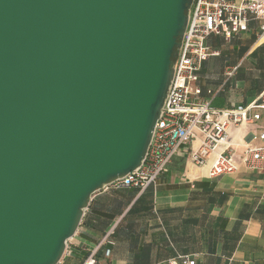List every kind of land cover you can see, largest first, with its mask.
Segmentation results:
<instances>
[{
  "label": "water",
  "instance_id": "water-1",
  "mask_svg": "<svg viewBox=\"0 0 264 264\" xmlns=\"http://www.w3.org/2000/svg\"><path fill=\"white\" fill-rule=\"evenodd\" d=\"M193 0H0V264H60L145 159Z\"/></svg>",
  "mask_w": 264,
  "mask_h": 264
},
{
  "label": "crops",
  "instance_id": "crops-1",
  "mask_svg": "<svg viewBox=\"0 0 264 264\" xmlns=\"http://www.w3.org/2000/svg\"><path fill=\"white\" fill-rule=\"evenodd\" d=\"M207 45L217 55L199 71L200 103L233 109L264 93V40L257 42L255 27L229 41L211 36ZM258 113L257 122L229 131L231 144L264 131V111ZM166 169L144 191L92 195L60 264H82L93 253L95 264H168L181 256L197 264H264V172L241 167L207 179L206 168L192 167L186 153Z\"/></svg>",
  "mask_w": 264,
  "mask_h": 264
},
{
  "label": "built area",
  "instance_id": "built-area-1",
  "mask_svg": "<svg viewBox=\"0 0 264 264\" xmlns=\"http://www.w3.org/2000/svg\"><path fill=\"white\" fill-rule=\"evenodd\" d=\"M187 21L173 60L172 82L154 124L145 159L134 172L112 182L106 189L144 191L155 185L172 159L181 153L188 154L192 167L206 168L207 179L235 174L241 167L249 172H264V131L251 134L248 142L238 145L231 144L228 137L231 129L260 119L258 112L264 111V93L250 104L233 109L217 110L211 107L210 101H198L199 71L205 60L217 55L207 45L208 38L220 36L229 41L253 26L257 42L263 41L264 0H193ZM193 142L197 146L192 149ZM237 147L241 148L239 154ZM93 256L94 253L89 255L83 264H95ZM168 264L197 263L181 256Z\"/></svg>",
  "mask_w": 264,
  "mask_h": 264
},
{
  "label": "trees",
  "instance_id": "trees-1",
  "mask_svg": "<svg viewBox=\"0 0 264 264\" xmlns=\"http://www.w3.org/2000/svg\"><path fill=\"white\" fill-rule=\"evenodd\" d=\"M95 256H96V255L93 256L94 259H95ZM95 263H96V259H95ZM82 264H83V263H82Z\"/></svg>",
  "mask_w": 264,
  "mask_h": 264
}]
</instances>
